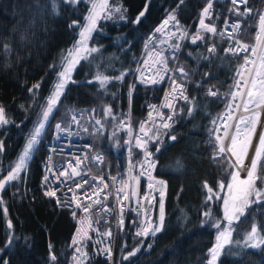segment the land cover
<instances>
[{"label":"trees","instance_id":"1","mask_svg":"<svg viewBox=\"0 0 264 264\" xmlns=\"http://www.w3.org/2000/svg\"><path fill=\"white\" fill-rule=\"evenodd\" d=\"M35 2L36 0H0V45L6 44L10 48L9 52H5L0 46V105L4 106L5 117L10 122L0 127V140L4 145V150L0 153V169L8 171L11 170L9 165L14 164L21 154L25 138L37 120V114L46 106L57 73L61 71L64 56L79 37L81 27L70 28L69 25L73 21L84 25V17L88 15L89 9V5L81 3L74 12L71 7L58 0L60 15L46 14L47 33L38 30L41 25L37 24V30L26 35L22 42L20 35L14 30L19 29L23 34L21 15L26 20L27 7ZM178 2L179 0H109L110 7L122 5L127 9L124 15L129 21L143 11L145 5L147 11L138 25L116 22V15L112 20L101 19L98 22L100 31L92 33L89 43L99 48L100 52L93 54L87 61L81 60L71 70V79L75 83L67 85L60 98L59 111L50 117L41 143L28 161L27 171L22 172L20 180L14 182L17 186L3 192L4 204L0 205V247L4 245L8 219L12 221L16 236L28 237L31 241L30 248L24 247L21 240L12 251L7 252L5 258L9 264H49V243L53 245L59 264L70 261L73 250L68 242L74 221L67 209L58 208L53 199L44 196L38 184L52 124L56 120H67L73 112L82 113V121L87 128L84 138L92 144L94 151L103 155L104 166L112 171L121 169L128 155H137L138 149L133 139L128 147L124 143L127 128L131 131L136 129L139 120L145 115L146 102L159 100L165 88V81L147 87L135 81L133 70L141 56L143 41L162 16L173 9L182 29L187 30L189 37L195 36L199 26V10L206 0H184L177 8ZM39 3L49 8L50 12L47 0H39ZM229 5L214 4L213 18L206 19L205 23L213 24L218 29ZM263 6L261 0H249L248 3V7L254 9H262ZM240 10H244L243 5ZM242 31L244 34L239 37L249 45V57L259 30L256 25L243 27L242 24ZM200 35L204 40H197L195 44L190 39L180 41L175 60H168L169 67L182 66L191 76V80L185 84L184 95L194 106L192 117L180 114L181 108L187 113L188 103L177 99L174 105L176 122L172 128L166 130L155 127L152 130V136L158 135L161 141L160 153L156 152L157 145L152 140L150 144L156 162L155 174L166 181V230L163 234L145 240L132 234L133 224L129 217L127 225L118 233V251L113 264H126L122 257L134 248L141 247L142 240L144 246L137 258H134V264H207L208 250L215 243L217 230L210 226L199 227L202 219L200 213L211 212L209 224L224 220L222 202L227 188L221 191L218 185L223 181L227 186L231 181L228 173L233 169L228 168L226 171L227 161L221 164L213 159L214 149L210 146V138H214L212 121L216 120L217 124L221 112L228 105L229 93L234 89L237 71L244 61L241 56L245 54L230 56L225 53V39L205 32H200ZM125 36L132 42L130 51L116 46L121 42L120 38ZM171 44H177L176 37L171 40ZM212 44L215 45L216 52L210 55L208 47ZM127 47L124 44V48ZM163 54L170 56L171 53L169 49H164ZM206 56L209 57L208 61L203 59ZM50 65H55V70ZM122 72H127L123 80L113 79L104 89H100L98 82L91 85L83 83L85 80L94 81L98 74L114 78ZM203 72L210 74L209 80L205 81L200 75ZM178 78L181 80L179 76ZM200 82L205 86L197 87L196 84ZM37 84L39 89L33 97L28 89ZM212 85L219 90L218 98L205 95L207 87ZM248 99L246 95L244 103ZM108 106L111 107V115L104 111ZM251 106L253 105H249ZM92 109L95 111H90ZM96 120L104 124V131L101 133H93ZM170 135H175L177 139L170 141ZM177 160L182 163V169L177 168ZM6 175L7 171H4L0 179ZM205 181L213 194V200L207 204L205 201L209 193L204 187ZM257 186H260L259 181ZM5 207L7 213L3 211ZM254 215L258 225L264 223V216L259 213ZM233 236L236 238L235 233ZM148 243L153 244L150 250L147 248ZM261 259V254L253 250L245 264H259ZM88 261L91 264H109L108 259L103 256L89 258L85 264ZM219 264L238 262L222 256Z\"/></svg>","mask_w":264,"mask_h":264},{"label":"snow or ice","instance_id":"2","mask_svg":"<svg viewBox=\"0 0 264 264\" xmlns=\"http://www.w3.org/2000/svg\"><path fill=\"white\" fill-rule=\"evenodd\" d=\"M60 3L67 7H71L73 11H76V8L81 3L89 5L88 15L84 17L85 24L79 25L77 21H73L69 27H81V31L78 33L79 39L76 41V44L73 46V49H69L67 51V55L64 56L63 61L60 65L61 71L57 73V82L53 85V90L50 96L47 98L46 106L42 107L41 111L37 114V120L34 122L32 129L29 130L28 136L25 138V145L22 149L21 154L18 155V159L14 164H10L8 171L7 169H0V176L3 175L4 171H7V175L4 176L3 179H0V205L4 204L3 201V192L5 190L10 189L13 186H17L14 182L20 180L21 173L27 171L28 161L31 160L33 153L36 151L37 146L41 143L43 135L46 131V125L49 122L50 117L54 114V112L59 111V102L61 96L64 95L65 89L69 83H75L71 79V70L74 69L75 65L79 64L81 60H88L89 57L93 56V54H98L100 49L97 47H88V41L92 39V33L99 32L98 22L103 20H112L113 16L116 15L118 20L116 22H123L125 24L131 22L134 25H138L141 21V18L145 16L147 11V5H145V9L141 11L132 21H129L124 13H126L127 9H124L121 6H109V0H60ZM184 3V0H179L177 4V8H179ZM227 3L230 4L231 7L227 9V14L235 17L236 19L229 23L228 20L224 21V31L218 32L217 28L213 24L205 23L206 19L211 20L213 18L214 13V4ZM249 0H206L205 6L200 10L199 15V26L197 29V34L195 36L189 37L188 33L182 30V26L179 23V20L176 18L175 9L168 12L167 19L164 20L163 25L155 29V32L148 37V40L145 44V48H147L150 44L154 45V36L156 33H160L163 31L165 25L172 21V29L169 35L176 37L179 39H190L191 43L195 44L197 40L203 41L204 37L200 35V32H205L212 35H227L229 40V47L225 49V53L228 55L240 56L241 53H244V56H241V59L244 60V64L241 65V68L237 71V79L234 84V89L229 93L231 100L234 102L238 96H243V92L241 89H248L246 95L249 98L243 105L244 112L247 113L249 111H253L249 105H253L254 109L259 110L264 108V72L260 71V69H264V41L261 40V35L264 34V10L262 9H254L252 7H248ZM261 3H264V0H261ZM47 4L50 6L49 8L42 6L39 3V0H36L34 4L27 7L28 16L25 20L21 15L20 23L22 25L23 34H21V30H14L17 35H20L21 41L25 40V36L33 33L37 30V24L41 25L38 29L47 33L48 25L46 23V14L49 16H59L60 10L58 6V0H47ZM244 6V10H240V6ZM33 9H35L33 11ZM250 21V23H249ZM243 27H251L252 25H256L259 30V34L256 37L257 44L256 46L251 47V55L256 56L259 60V66L253 75L249 72V76L251 77L250 87L249 80L244 79V71L246 66L251 64L256 66V60H249V45L242 44L238 39L239 36L243 35L242 31ZM231 29V32L228 29ZM120 43L116 46L121 47L124 51L131 50V41L127 40V37H121ZM161 44L164 41H160ZM124 44H127L128 47L124 48ZM4 48L5 52H9L10 48L8 45H0ZM179 51V44L173 45L171 48L170 56H164L163 52L155 53V60L152 61L151 67L147 69L148 72H152L154 69L156 70V75L160 77V79H153L150 75L145 76L143 72H140L137 69L138 82L142 83L144 86H156L157 84L163 82L165 77L171 79L172 91L173 93L179 91V97H175L177 99H182L183 101L188 103L187 113H184V109L181 108L179 110L180 114L186 115L187 117H192L194 106L189 102V98L184 95L185 92V84L191 80V76L182 66L177 65L175 68L168 67V60H175L176 54ZM216 48L215 45L212 44L208 47V53L215 54ZM151 55V54H150ZM191 55V54H189ZM204 60L208 61L209 57H203ZM149 63L148 60H144L143 64L147 65ZM159 65V68H157ZM51 69L55 70V65L49 66ZM163 73V75H161ZM127 72H122L119 76L110 78L107 76L97 75L94 81L85 80L83 83L85 84H93L94 82L99 83L100 89H104L105 86L111 82V80L121 81ZM195 74V73H193ZM200 75L204 78L205 81L210 79V74L207 72L200 73ZM179 76L183 81L180 84H177L175 77ZM197 87L205 86L203 82L197 83ZM134 87V86H133ZM39 85H34L32 88H29L28 91L35 97L36 91H38ZM131 92V90H130ZM206 96L211 98L219 97V90L215 88V85L211 87H207ZM168 94L165 95V100H168ZM23 107V106H21ZM150 108L155 110L157 108L156 105H150ZM163 107L167 108L170 114L165 118L163 113H158L160 120L162 121V127L164 129H171L172 125L176 122L174 117L177 116V112L174 109V106L171 103H166ZM239 106H237L238 108ZM232 109V105L228 106L229 112ZM70 111V110H69ZM90 111H95L94 109ZM107 115H111V107L108 106L104 109ZM78 115H83L79 113ZM151 117V112L149 113ZM259 117V111H253V116L239 117L238 123L234 128V134L229 136V132L227 129L224 130L223 136L219 134L220 129L215 127L216 120H213L212 123L214 125L212 132L214 138H210V146L214 149L213 159L217 160L218 163L223 164L227 161L226 171L228 168L233 169V171L229 172L228 175L231 177V181L225 186L223 181L219 182V189L223 191L225 187L227 188L228 195L223 199V207H224V220L223 221H214L209 224V219H211V212L206 211L200 213L202 219L199 227L204 228L205 226L213 227L217 230V235L215 238V243L208 250V259L207 264H219L221 257H229L233 261H237L238 264H245V261L248 260L249 256L255 252L261 254L262 259L259 261V264H264V223L257 224L255 222V213H259L261 216H264V211H260L264 209V125L261 126V132L257 137V146L253 149V155L249 160V165L246 169V176L242 179L240 177V170L244 169V160L248 155L249 149L251 147L252 137L256 131L257 119ZM228 119H233L231 115L228 116ZM10 122L5 117V108L3 105H0V127L8 125ZM14 123V122H13ZM62 124L64 125L62 127ZM79 120L77 119V114L70 115L67 120L61 121L54 125V131L57 133V138H60V133H64L65 135L70 132L73 126H78ZM240 125L244 126L245 134L243 138L241 137L242 129ZM96 131L97 133H101L104 131V124L100 120L95 121ZM250 129V131H248ZM87 132V129H84ZM129 128V133H130ZM140 133H143L145 137H148V132L145 131L144 123H141ZM151 131V129H149ZM116 133H113L115 136ZM170 141H175L177 137L175 135H170ZM151 139L154 144H156V152L160 153L161 147L159 144L161 141L159 140L158 135H153L152 137H148ZM148 139L141 143L140 137L136 138V146L138 148H144L148 143ZM225 139H229V143L225 145ZM125 144H129V140H125ZM4 150L3 141L0 140V153ZM51 151H55V149H50ZM130 151V149H129ZM152 153L147 152L145 150V163L141 164V168H155L156 162L151 160ZM234 158V160H233ZM97 162H100L102 157H95ZM82 163L79 157L76 158V164L79 165ZM176 165L178 169H182V163L177 160ZM68 168H71V174L68 171ZM68 168H65L60 172V176L64 177L65 180L80 177L81 173L76 171L75 168L72 167V162L69 161ZM259 168V172H258ZM151 178V177H150ZM56 180H59V177H55ZM99 180V184L102 185L101 191L108 187V184L105 182L103 176L96 178ZM115 181V177L111 178ZM257 181L260 182V186H257ZM63 181H61L62 183ZM96 183V180H93V185ZM163 188L166 185L164 181H158ZM49 177L46 175L43 180L42 188L44 189L43 194L47 198H52L55 200L58 208H66L72 206V200L77 201L75 204L76 209L82 208V211L86 214L90 213V209L93 207V203H89L87 205H83L80 202V198L73 193V189L71 187L67 188V192L73 193L70 199L65 198L61 199L58 196L59 185H57L56 190L48 188ZM85 185H89V181L87 179H83V182H75L76 189H84ZM92 186H90L91 188ZM151 187V185H149ZM204 187L208 190V195L205 203H209L213 200L212 189L208 186L205 181ZM123 189L117 190L115 198L120 201L121 195L120 193ZM14 195H16L14 193ZM61 195H65V193L61 192ZM85 200L92 201V196L88 195L87 191L82 193ZM92 195L96 196L97 199L94 201L96 205H101L103 211L110 212V209H107L101 204V200L99 199V193L92 189ZM107 195L105 194L104 199H107ZM160 200L158 202V215L156 216V223H152V217L148 216L147 222L144 221H130V223L136 225L138 224V230L135 235L139 237H143L145 240L150 239L151 237H156L158 234H163L165 229V206H164V192L161 191L159 193ZM146 198V197H145ZM35 198L33 197V200ZM123 199H129L128 195L125 194ZM138 203V202H137ZM123 205H121L122 210ZM155 205H152V208H155ZM4 213H7V208L3 209ZM150 211V210H149ZM73 217L76 216L75 210L72 212ZM86 219L90 220V215L86 217ZM187 219V217H185ZM252 223L249 224L248 222ZM81 224L84 223V220L80 221ZM98 224L99 221H96ZM124 221L121 219L119 221V225L122 227ZM6 237L4 241L3 247H0V264H9L8 259H6L7 252H10L14 249V246L23 241V246L26 248H30L31 241L28 237H19L14 233V226L12 224L11 219L6 221ZM224 225V226H222ZM91 223L88 224V227L91 228ZM97 234L99 235V229H96ZM236 234V238H234L233 234ZM77 236L86 237L87 231H82L80 228L77 229ZM108 237L112 236L111 230H108L106 233H103ZM102 241H98L97 243H101ZM83 240L77 241L76 237H73L72 245L70 246L72 251V256L70 261L66 262V264H85V261L88 260L87 252L82 250ZM143 240L141 241V247L134 248L133 251L128 252L126 255L122 257V260L126 262V264H134V258H137V254L141 251L143 247ZM124 247H127L126 245ZM153 247L152 243L147 244V248L150 250ZM49 255L48 260L49 264H59V260L55 252L53 251V245L49 243L48 245ZM171 251V250H169ZM101 252L106 256V258H111V249L106 246ZM88 264H91L88 261Z\"/></svg>","mask_w":264,"mask_h":264},{"label":"built area","instance_id":"3","mask_svg":"<svg viewBox=\"0 0 264 264\" xmlns=\"http://www.w3.org/2000/svg\"><path fill=\"white\" fill-rule=\"evenodd\" d=\"M205 6V5H204ZM203 6V7H204ZM202 7V8H203ZM231 7V5H229ZM228 7V8H229ZM201 8V9H202ZM200 9V10H201ZM199 10V12H200ZM264 10V6L262 7ZM170 12V11H168ZM166 12L160 21L155 25V27L149 31L143 41L141 56L138 59L137 63L134 66L133 74L135 76V81H138L137 69L140 72H143L145 76H151L153 79H160L159 76L156 75V70L154 69L152 72H148L147 69L151 67L152 61L155 60L156 52H163L164 49H169L171 53V40L175 37L169 35L172 29V21H169L167 25L164 26L163 31L160 33H156L154 36V45L150 44L147 48H145V44L148 40V37L155 32V29L161 27L165 19H167ZM236 18L227 14L224 16L221 24L218 26L217 31L223 32L225 25L224 21L228 20L229 23L233 22ZM183 30V29H182ZM187 32V30H183ZM231 32V29H228ZM220 36V35H218ZM225 39V49L229 47V40L227 35L220 36ZM242 44H246L243 42L240 37H238ZM183 39H177V43ZM160 41H164L163 44ZM151 54V55H150ZM244 54V53H241ZM234 56V55H230ZM144 60H148L149 63L147 65L143 64ZM169 67V66H168ZM176 66L169 67L175 68ZM159 68V65H157ZM163 75V73H161ZM177 84L182 83V81L175 77ZM165 88L164 91L157 101H148L145 104L146 112L145 115L139 120L136 129L133 133V141L136 146V138L139 136L141 143L143 144L148 137H152V130L155 127H162V121L158 113H163L166 118L170 112L167 108L163 107L166 103H171L173 106L176 103L177 98L179 97V91L173 93L171 79L165 77ZM168 94V100H165V95ZM231 99V98H230ZM232 105V100L229 101L227 107L222 111L220 118L217 123V128L224 126L228 123V116L230 112L228 110V106ZM150 105H156L157 108L153 110L150 108ZM151 112V117L149 113ZM80 112H73L70 115L77 114V119L79 120L78 126H73L72 130L68 132L66 135L64 133H60V138H57V133L54 131V125L56 123L61 122V120H56L52 124L50 136L47 142V149L42 159V172L39 178V188L44 191L42 188L44 177L47 175L49 177L48 188L56 190L57 185H59L60 191H58V196L61 199L68 198L70 199L73 193L80 198V202L83 205H87L89 203H93V207L90 209V213L86 214L82 211V208L76 209L75 204L77 201L72 200V206L66 207L69 215L72 217L74 221V226L72 232L70 234L68 245L69 247L72 245L73 237H76V240L79 242L83 240L82 250L87 252V257H98L103 256L106 257L101 250L106 246L111 249V258L108 259L109 264H113L114 258L118 251V233L120 229H123L128 222V218L131 217V221H144L147 222L148 216L152 217V223H156V216L158 215V202L160 200L159 193L161 191H166V185L162 188L158 181L166 182L162 177H159L155 174V168H141L140 165L145 163V150L147 152H151V160L155 161L153 157V152L151 149V139H148V143L144 148H138V154L135 156L128 155L126 158L125 165L117 170L112 171L108 166H104L103 155L98 151H94L92 144L84 138L85 131L87 129L84 126L82 121V116L78 115ZM144 123L145 131L148 132V137H145L143 133H140V125ZM64 125L62 124V127ZM151 129V131H149ZM96 131V127L93 128V133ZM50 149H55V151H51ZM101 156L102 159L100 162H97L95 157ZM79 157L82 163L79 165L76 164V158ZM69 161L72 162V167L76 169V171L81 173L80 177H74L65 180L64 177L60 176V172L65 168H68ZM69 173L71 174L72 169L68 168ZM103 176L105 182L108 184V187L101 191L102 185L99 184V180L96 179L98 177ZM55 177H59V180H56ZM115 177V181L111 178ZM151 177V178H150ZM83 179H87L89 181V185H85L84 189H76L75 182H83ZM96 180V183L93 185V180ZM61 181H63L61 183ZM151 185V187H149ZM90 186H92L90 188ZM71 187L73 189V193L67 192V188ZM99 193V199L101 200V204L110 209V212L103 211L101 205H96L94 201L97 199L96 196L92 195V189ZM123 189L120 193L121 200L118 201L115 196L117 190ZM84 191L88 192L89 196H92V201H88L84 199L82 193ZM61 192L65 193V195H61ZM105 194L107 195V199H104ZM127 194L129 199H123V196ZM146 197V198H145ZM52 199V198H51ZM55 202V200L53 199ZM138 202V203H137ZM56 204V202H55ZM57 205V204H56ZM121 205H123L121 210ZM152 205H155V208H152ZM75 210L76 216L73 217L72 212ZM150 210V211H149ZM90 215V220L86 219ZM124 221L123 226L119 225L120 220ZM84 220V223L81 224L80 221ZM96 221H99L97 224ZM91 223V228L88 227V224ZM80 228L82 231H87L86 237L77 236V229ZM99 229V235L96 232V229ZM108 230H111L112 236L108 237L103 235ZM138 230V224L134 225L131 229L132 234L135 235ZM98 241H102L101 243H97Z\"/></svg>","mask_w":264,"mask_h":264},{"label":"bare ground","instance_id":"4","mask_svg":"<svg viewBox=\"0 0 264 264\" xmlns=\"http://www.w3.org/2000/svg\"><path fill=\"white\" fill-rule=\"evenodd\" d=\"M258 34H259V32H258ZM260 35H261V40L264 41V34H260ZM256 44H257V41L255 42L254 46H256ZM248 59L249 60H256V66H253V65L249 64V65L246 66V69L244 71V79L245 80H249V87H250L251 77L249 76V72H251L254 75L255 69L257 68V65H258L259 62H258V58L256 56L251 55V54L248 57ZM241 91L244 93L243 96H238L234 102L232 101V109L230 111V115L233 117V119H229L228 123L226 125L219 127V129H220L219 134L221 136H223V133H224L225 129L228 130L229 136H231L233 134V130H234V126H235L236 120L238 119V117L240 115L245 113L244 109H243V102H244V99L246 97V93H247L248 89H241ZM237 106H239V107L237 108ZM258 111H259V119L260 120H264V108H261ZM260 132H261V125L257 124L256 125L255 134L252 137L251 147L249 149L247 157L244 160V169L240 170V174H241V178L242 179H243V176L246 173V169H247V167L249 165V160H250V158L253 155V149L257 146V137L259 136ZM229 142H230L229 139H225V145L226 146L228 145Z\"/></svg>","mask_w":264,"mask_h":264},{"label":"rangeland","instance_id":"5","mask_svg":"<svg viewBox=\"0 0 264 264\" xmlns=\"http://www.w3.org/2000/svg\"><path fill=\"white\" fill-rule=\"evenodd\" d=\"M81 31V28L79 29V32ZM78 32V33H79ZM78 39H79V37H78ZM77 39V40H78ZM76 44V43H75ZM88 47L89 48H91V47H95L94 45H92V44H90L89 43V41H88ZM70 49H73V46L70 48ZM257 68H258V66H257ZM257 68L255 69V71L257 70ZM260 71H262V72H264V69H260ZM254 74H255V72H254ZM57 82V78L55 79V81H54V84ZM53 84V85H54ZM52 90H53V87H52ZM52 90H51V92H52ZM51 94V93H50ZM50 94H49V96H50ZM48 96V97H49ZM229 101H230V99H229ZM229 103V102H228ZM244 104V103H243ZM253 111H258V110H253ZM253 111H249V112H247V113H244V114H242L243 116H245V117H250V114H251V116H253ZM241 115V116H242ZM240 116V117H241ZM258 119H259V117H258ZM258 119H257V121H258ZM238 120H239V118L237 119V121H236V123L238 122ZM257 125V124H256ZM235 126H236V124H235ZM235 128V127H234ZM128 130H127V135H126V140H131V139H133V131H130V133H129V128H127ZM241 129H242V133H241V137L240 138H243V136H244V134H245V131H244V126L243 125H241ZM248 131H250V129H248ZM233 134H234V130H233ZM258 170H259V168H258ZM246 176V173L244 174V176H243V178ZM240 177H241V174H240ZM228 195V193H227V189H226V192H225V196H224V198L226 197ZM223 198V199H224ZM222 210H223V212H224V207H223V202H222Z\"/></svg>","mask_w":264,"mask_h":264},{"label":"water","instance_id":"6","mask_svg":"<svg viewBox=\"0 0 264 264\" xmlns=\"http://www.w3.org/2000/svg\"><path fill=\"white\" fill-rule=\"evenodd\" d=\"M250 108H252L253 110H256V109H254V106H251ZM257 124H260L262 126L264 124V120L258 119ZM128 145L129 144H126L127 147H128ZM233 160H234V158H233Z\"/></svg>","mask_w":264,"mask_h":264}]
</instances>
